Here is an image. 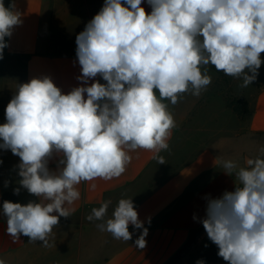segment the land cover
<instances>
[{"label": "clouds", "instance_id": "clouds-1", "mask_svg": "<svg viewBox=\"0 0 264 264\" xmlns=\"http://www.w3.org/2000/svg\"><path fill=\"white\" fill-rule=\"evenodd\" d=\"M143 3L104 0L76 36L81 86L65 94L48 76L17 85L0 124V148L20 158L14 194L23 188L47 203L3 202L14 239L23 235L50 246L53 228L74 211L66 205L80 199L76 186L119 178L129 152L151 151L165 163L159 153L169 148L176 121L164 101L176 105L186 93L200 96L212 82L206 66L242 79L241 87L256 79L264 63V0H147L150 12ZM21 23L14 3L5 7L0 0V59L5 38ZM53 159L56 170L49 167ZM221 166L239 185L207 198L200 222L227 264H264V147L243 166L233 160ZM111 203L102 202L86 219L127 242L129 225L140 229L143 222L132 198H121L106 218ZM146 236L144 229L137 248L146 247Z\"/></svg>", "mask_w": 264, "mask_h": 264}, {"label": "crops", "instance_id": "crops-1", "mask_svg": "<svg viewBox=\"0 0 264 264\" xmlns=\"http://www.w3.org/2000/svg\"><path fill=\"white\" fill-rule=\"evenodd\" d=\"M13 3L22 23L13 29L11 37L5 38L8 46L0 59V124L6 123V106L20 83L48 76L65 94L81 86L77 79L81 68L76 56V36L81 32L80 25L93 18L85 0H4L5 7ZM142 7L146 12L151 11L147 0ZM95 79L102 83L101 77ZM209 89L208 86L198 97L184 95L176 105L164 101L176 121L169 148L159 153L165 163L153 159V152L138 149L129 152L131 162L119 178L95 179L77 185L80 199L66 205L74 211L70 217L60 218L48 238V247L43 241L33 243L23 235L14 239L7 233V218L2 211L4 201L21 204L47 201L23 188L14 194L21 179L20 158L0 148V259L6 264H162L166 261L185 242L189 230L202 224L207 198L220 197L227 182L229 191L235 186V182L225 179L221 166L222 161H235L229 147L235 141V128L226 133L216 124L214 104L226 108L221 97L213 98L214 104L209 100L206 96ZM253 94L247 103L245 130L249 135L264 133V83L255 87ZM208 121L213 124L209 125ZM49 167L56 170V159L50 161ZM121 198H132L143 222L140 229L129 225L132 239L127 242L98 230L99 221L86 219L93 208L107 200L112 201L106 217L110 218ZM68 219L75 220L71 227L65 222ZM144 229H147V244L139 249L135 240Z\"/></svg>", "mask_w": 264, "mask_h": 264}, {"label": "rangeland", "instance_id": "rangeland-1", "mask_svg": "<svg viewBox=\"0 0 264 264\" xmlns=\"http://www.w3.org/2000/svg\"><path fill=\"white\" fill-rule=\"evenodd\" d=\"M89 5V10H91V15L94 17L102 8L104 0H85ZM86 26V23L80 25V31L82 32ZM66 49V48H65ZM261 59L264 61V53H261ZM207 72L211 76L212 82L209 85V91L206 94L209 100L213 102V98L221 97L225 106V110L221 108V105L213 106L212 113L216 116V124L221 126L226 133H230L233 128H235V141L229 146L232 150H228V153L232 152L235 157V162L239 166H243V161L245 157L255 158L259 155V149L264 147V133H257L254 135L247 134L245 130V124L247 121L248 115L245 116L244 120L238 119L230 109L225 105L227 100H236L240 99L248 103L249 99L254 95V88L257 87L260 83H264V63L258 70V75L256 79L248 87H241L243 81L242 79L233 78L225 75L223 72L219 71L216 73L208 66ZM102 83H106L102 79ZM184 95L190 96V93ZM183 95V96H184ZM217 96V97H216ZM181 104L179 103L178 106ZM248 107V106H247ZM235 116V119L233 115ZM209 125H212L213 122L208 121ZM228 135V134H225ZM232 135V134H230ZM227 152V149H224ZM231 156V159L233 158ZM225 178L227 181L232 180L235 185H239V181L233 176L227 175ZM228 182L225 184L223 193L229 191ZM235 188V186H234ZM233 188V190H234ZM65 222L71 227L75 220L68 219ZM218 248L213 244L207 237L206 231H204L199 237H197L195 243L190 247L185 256L179 261L178 264H196L198 260H203L204 264H227L223 258L217 255ZM165 262V261H164ZM163 262V263H164ZM162 263V264H163Z\"/></svg>", "mask_w": 264, "mask_h": 264}, {"label": "trees", "instance_id": "trees-1", "mask_svg": "<svg viewBox=\"0 0 264 264\" xmlns=\"http://www.w3.org/2000/svg\"><path fill=\"white\" fill-rule=\"evenodd\" d=\"M208 67L216 73H219V71H217L214 66L208 65ZM225 105L240 120H244L245 116L248 115V107L246 102L243 100H227ZM204 231L205 229L203 224L189 230L185 242L172 255H170V257H168V259L163 264H178L190 247L195 243L197 237H199Z\"/></svg>", "mask_w": 264, "mask_h": 264}]
</instances>
